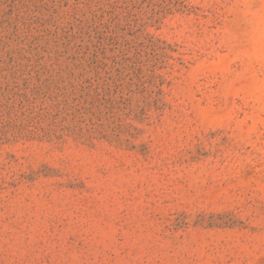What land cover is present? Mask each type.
Returning <instances> with one entry per match:
<instances>
[{"label": "rangeland", "instance_id": "rangeland-1", "mask_svg": "<svg viewBox=\"0 0 264 264\" xmlns=\"http://www.w3.org/2000/svg\"><path fill=\"white\" fill-rule=\"evenodd\" d=\"M0 264H264V0H0Z\"/></svg>", "mask_w": 264, "mask_h": 264}]
</instances>
